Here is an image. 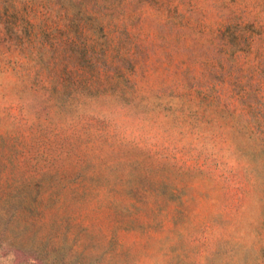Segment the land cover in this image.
Returning a JSON list of instances; mask_svg holds the SVG:
<instances>
[{"label": "rangeland", "instance_id": "rangeland-1", "mask_svg": "<svg viewBox=\"0 0 264 264\" xmlns=\"http://www.w3.org/2000/svg\"><path fill=\"white\" fill-rule=\"evenodd\" d=\"M2 264H264V0H0Z\"/></svg>", "mask_w": 264, "mask_h": 264}, {"label": "clouds", "instance_id": "clouds-1", "mask_svg": "<svg viewBox=\"0 0 264 264\" xmlns=\"http://www.w3.org/2000/svg\"><path fill=\"white\" fill-rule=\"evenodd\" d=\"M0 264H2V262H0Z\"/></svg>", "mask_w": 264, "mask_h": 264}]
</instances>
